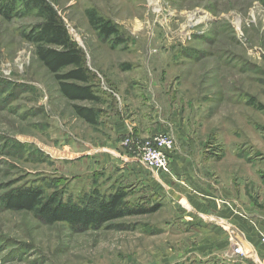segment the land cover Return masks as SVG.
Masks as SVG:
<instances>
[{
	"label": "rangeland",
	"instance_id": "1",
	"mask_svg": "<svg viewBox=\"0 0 264 264\" xmlns=\"http://www.w3.org/2000/svg\"><path fill=\"white\" fill-rule=\"evenodd\" d=\"M45 1L97 75L102 101L74 104L62 96L24 38L42 21L36 12L18 6L11 17L0 13V264L242 263L245 257L209 253L204 235L179 222L166 199L138 195L116 179L122 163L106 152L139 159L126 141L155 135L172 136L175 151L187 127L200 151L264 186V0ZM91 11L118 34L101 36ZM74 105L101 112L98 125L79 118ZM114 118L142 123L144 133L152 120L175 123L169 133L119 141ZM26 189L79 207L122 191L131 205L158 209L100 229L48 225L8 209V198Z\"/></svg>",
	"mask_w": 264,
	"mask_h": 264
},
{
	"label": "crops",
	"instance_id": "2",
	"mask_svg": "<svg viewBox=\"0 0 264 264\" xmlns=\"http://www.w3.org/2000/svg\"><path fill=\"white\" fill-rule=\"evenodd\" d=\"M154 113L153 119L157 116ZM158 120H152L153 129L144 133L146 129L138 127L142 123L114 118L112 133L119 141L135 135L169 133L166 126L171 124H160ZM181 134L183 138L177 137L176 149L171 153L169 174L141 166L130 151L106 152L111 154L107 159L122 163L116 179L131 183L138 195L152 193L166 199L179 211V222L204 235L212 248L205 249L209 253L228 257L233 255L232 244L238 243L246 255L242 263L234 264H263L264 186L255 187L244 173L237 175L234 167L224 168L223 162L216 161L217 154L200 151L187 127Z\"/></svg>",
	"mask_w": 264,
	"mask_h": 264
},
{
	"label": "trees",
	"instance_id": "3",
	"mask_svg": "<svg viewBox=\"0 0 264 264\" xmlns=\"http://www.w3.org/2000/svg\"><path fill=\"white\" fill-rule=\"evenodd\" d=\"M18 6L23 8V13L36 12L42 19L33 30L24 34V38L36 47L39 61L58 82L62 96L74 104L88 102L99 105L102 100L94 86L98 77L88 68L83 52L71 40L58 14L45 0H1L0 13L11 17ZM88 14L90 23L101 36L111 38L118 34L117 29L98 18L95 11ZM73 109L86 123L98 125L101 112L95 108L74 105ZM126 197L127 194L120 191L105 202L91 200L89 205L87 203L79 207L64 203L59 194L46 196L43 190L26 189L10 196L6 205L10 211L33 213L48 225L65 223L73 228L85 229H100L104 224L123 218L127 213L146 215L158 209V206H153L143 210L142 205L126 202Z\"/></svg>",
	"mask_w": 264,
	"mask_h": 264
},
{
	"label": "built area",
	"instance_id": "4",
	"mask_svg": "<svg viewBox=\"0 0 264 264\" xmlns=\"http://www.w3.org/2000/svg\"><path fill=\"white\" fill-rule=\"evenodd\" d=\"M126 144L132 147L131 150L140 151L138 161L143 167L154 172L170 173L171 153L174 152L175 148V139L172 136L155 135L145 139L142 143L139 141L133 143L131 140H127ZM262 243L264 244V237H262ZM232 247L234 256L245 257L246 254L240 244L233 243Z\"/></svg>",
	"mask_w": 264,
	"mask_h": 264
}]
</instances>
